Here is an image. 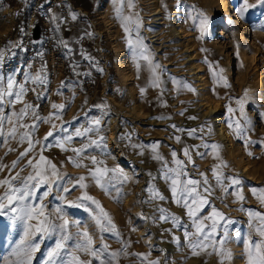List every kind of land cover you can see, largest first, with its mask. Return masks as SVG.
Wrapping results in <instances>:
<instances>
[{"label":"rangeland","instance_id":"rangeland-1","mask_svg":"<svg viewBox=\"0 0 264 264\" xmlns=\"http://www.w3.org/2000/svg\"><path fill=\"white\" fill-rule=\"evenodd\" d=\"M40 1L0 0V50L4 52L0 76L5 81L9 76L14 77L16 90L20 84L26 89L19 102L4 107L13 123L5 121L0 130L3 132L0 164L8 166L0 170V180L17 173L21 179L33 174L28 161L31 159L35 164L41 154L56 165L59 178L52 177L49 171L52 191L43 203L45 212L51 214L55 223H63L58 219L60 215L69 221L67 232L73 235V240L68 242L69 251L78 239L76 233L87 230L95 249L108 246L102 259L112 252L119 253L112 264L151 261L221 264V256L217 254L221 245L217 243L215 250L211 246L221 240L223 248L232 253L231 260L225 259L224 264H247L244 250L249 233L254 239L259 238L255 228L250 227V223L259 221L250 217L249 211L264 213V204L253 195V189L257 192L264 189V7L257 0H248L257 6L249 8L241 18L238 12L241 0H226L234 23L222 25L217 0H132L133 7L128 6V0H123V4L120 0H100L105 57L111 73L105 80V88L99 89L101 92L94 93L86 85L89 95H80L64 80L65 54L50 40L39 41V45L38 39L32 40L35 26L38 38L40 29L42 33L39 21L38 26H33L35 19L42 16L33 18L32 29L28 30V18L32 14L37 16L36 6ZM54 2L50 0L51 4ZM154 13L158 15L153 16ZM203 17L207 18L206 27L201 25ZM156 18L162 20L161 26L155 25ZM47 43L59 52L63 61L57 74ZM253 45L259 48L263 59L254 53ZM36 76L44 82L30 78ZM237 101L243 105V115ZM28 104L33 106L35 115L29 109L22 120H17L13 113H19ZM52 104L65 107L57 111ZM229 107L232 112L228 111ZM51 113L59 118L53 116L50 123L36 119L37 115L46 118ZM95 120L100 121L99 125L93 123ZM237 121L244 128L243 136H237ZM33 124L36 128L31 130L30 138L35 147L27 156L20 157L28 148L27 139L20 142V135ZM13 126L17 129L15 137L8 135ZM88 128L93 130L85 132ZM49 131L54 135L45 140ZM77 131L83 135H75ZM69 135L71 140L65 141ZM58 141L66 150L58 146ZM42 145L47 147L42 149ZM212 145L219 147L214 150ZM185 148L191 162L184 154ZM73 149L83 151L78 155ZM173 152L175 159L184 161L183 171L187 175H181L182 181L202 182L205 177L208 180L207 185L198 188L202 192L208 187L211 192V195L204 193L210 203L200 215H209L215 207L224 217V220L217 217L221 227L214 241L205 242L209 247L196 250H201V258L193 255L184 235L185 230L195 232L192 220L174 202L171 179L165 178L166 174L175 178V173L168 171L177 168ZM157 154L163 159H154ZM17 160L12 168V162ZM97 168L109 170L101 179L103 188L90 175ZM213 168L224 177L223 186L217 183ZM81 176L85 177L86 188L77 183ZM228 177L240 179L241 184L231 185ZM47 187L42 186L37 194ZM64 187L70 191L64 192ZM153 190L165 199L154 198ZM4 191L0 187V195ZM236 192L242 193L244 199L233 194ZM84 193L99 201L115 225V233L100 230L95 221L100 209L91 201L81 200ZM57 207L61 213L55 211ZM160 209L179 217L184 227L174 226L171 219L161 220ZM204 223L210 225L212 221ZM21 235L19 225L0 217V264L15 259L10 254ZM58 238L59 234L45 238L34 254L33 264H43L46 252L55 246ZM76 255L99 264L85 252Z\"/></svg>","mask_w":264,"mask_h":264},{"label":"snow or ice","instance_id":"snow-or-ice-1","mask_svg":"<svg viewBox=\"0 0 264 264\" xmlns=\"http://www.w3.org/2000/svg\"><path fill=\"white\" fill-rule=\"evenodd\" d=\"M120 3L123 4V0H120ZM257 4L264 7V0H257ZM128 6L133 7L132 0H128ZM257 5L249 4L248 0H241L238 12L241 18H244L245 12L249 8H255ZM119 12V9H117ZM203 16V14H201ZM72 18H76V14L73 13ZM55 19V17H53ZM130 19V17L125 18ZM201 25L206 27L207 25V18L203 17L201 19ZM125 31H128L127 27ZM131 41L129 44L131 46ZM147 59V57H143ZM4 59V52L0 50V62ZM156 67H159L158 65ZM154 71V69H153ZM29 77H26L28 79ZM33 81H39L43 83L44 81L40 76L30 77ZM17 82L14 77L9 76L5 81L3 76H0V130L3 129L5 121L8 123H13L12 117L7 116L4 112L5 105H13L16 102H19L23 95L26 92V89L23 84L19 85L18 90ZM143 91V89L141 90ZM11 98V99H6ZM237 103L241 104V114L243 115V105L240 101ZM65 105L63 104H52V108L56 109L57 111L64 109ZM97 107H102L97 105ZM29 109H33V106L28 104L25 105L23 109L20 110L19 113H13L16 116L17 120H22ZM229 112H232L233 109L229 107ZM33 114L35 115V110L33 109ZM53 116H56V113L49 114L48 117L42 118L40 116H36L37 120H42L44 123H50ZM56 118H59L56 116ZM247 120V117H245ZM95 125H99L100 121L95 120L93 121ZM232 125L230 124L229 127ZM21 127L29 128L28 125H21ZM36 125L33 124L30 127L29 131H25L20 135V142H24L27 139L28 148L25 149L24 152L20 153V157L27 156L28 153L35 147L33 141L31 140V130H34ZM53 128L55 125L53 124ZM92 128H88L85 132L92 131ZM236 130L237 136H243L244 128L241 124L237 121L236 122ZM16 127L13 126L10 131L8 132L9 136L15 137L16 135ZM194 131V130H193ZM193 132H189V135H192ZM0 135H3V132L0 131ZM54 133L49 131L47 136H45V140L49 137H53ZM75 135L80 136L83 135L80 131H77ZM71 135L65 138V141L71 140ZM103 139V138H101ZM179 140V137H177ZM35 143L39 144L40 141H36ZM58 146L64 149V145L62 142L58 141ZM93 144L96 141H92ZM47 147V145H42V149ZM155 150L156 145L152 146ZM207 147V145H205ZM219 146L212 145V148L215 150ZM66 150V149H64ZM73 151L77 152L79 155L83 149H73ZM185 156H188L189 162H191V156L189 155L188 149L185 148L184 150ZM174 158V163L177 165L176 169H169V172L175 173V178L169 177L167 174L165 176L166 179H171V192L174 202L183 207L186 210L187 216L192 220L193 227L195 228L194 233H190L185 230V238L188 239V247L192 249L193 255H199L197 249H201L202 251L209 247L206 244V241H214V237L217 234L218 227L221 225L217 221V217L220 220H224L223 214L218 212L215 207H212V211L207 216H201L200 213L203 212L206 206H209V199L207 198L204 193H208L211 195L210 188L204 187L203 191H198L203 185L208 184V180L205 177L204 180L201 182L199 180L194 179H187L181 180V175H187L183 171L184 161L175 159L176 153H172ZM154 159L160 160L163 159L158 154L153 157ZM19 160V158H18ZM17 161H13L11 167H16ZM93 163H96L95 158H93ZM28 165L34 169L33 174H29L24 178H20L19 173L16 176H12L10 178L6 177L5 179L0 180V187L5 188V191L2 195H0V217H7L12 225H19L22 229V235L20 240L16 243V246L12 249L11 257H15V259H8L5 260V264H33V257L34 254L40 250L41 243L45 240V238H51L55 234H59V238L55 241V246L48 250L45 254L43 259V264H92V260H82L76 252H85L91 257L95 258L99 261V264H112V260L116 259L119 255L118 252H112L108 254L107 258L102 259L101 257L107 252V245H102L100 249H95L93 247V240L92 237L89 235L88 231L85 230L83 232H77L74 248L72 251H69L68 242L73 240V235L67 232V228L69 225V221L64 219L63 215H60L58 219L63 220V223H55L51 218L50 213L45 212L46 205L43 203V200L51 193L52 185L49 179V171L52 177H58L59 174L57 172L56 165L53 164L50 160L47 159L43 154L40 155L39 160L33 164V161L30 159L28 161ZM77 166H80L77 164ZM226 167V165H224ZM6 165L0 164V170H3ZM108 169H100L97 168L95 171L90 172L92 178L96 181L98 185L102 188L104 187L101 184V179L103 176L108 172ZM112 171H116L113 169ZM213 175L217 180L218 184L222 185V181L224 177L221 173L217 171L216 168H213ZM203 175V174H201ZM231 181V185H240L241 181L238 178H231L228 177ZM85 177H79L77 183H79L81 188H86L87 185L83 183ZM19 181V183H15ZM48 185L46 190H44L39 195L38 190L44 186ZM223 186V185H222ZM107 190V189H105ZM64 192H69L70 190L67 187L63 188ZM225 191L227 189L225 188ZM154 192V198H159L160 200H164L165 197L160 195L158 192ZM236 195L240 200L244 199V196L240 192L233 193ZM253 195H256L257 198L260 200L262 204H264V189H260L257 192L256 189H253ZM59 199L63 200V197H59ZM81 200H88L91 201L93 204L96 205L97 208L100 209L99 214L95 216V221L97 226L100 228L101 231H109V232H116L115 225L112 223L111 218L109 217L108 213L100 207L99 201H96L91 196H88L87 193L80 198ZM75 207H80V204H75L74 202H69ZM57 213H61V209L57 207L55 209ZM162 213L159 217L161 220L167 221L168 219L172 220V223L176 227H184L180 223L179 217L175 216L174 214H167L166 210L160 209ZM249 216L255 220H258V224H251L250 227L255 228V232L258 239H254L252 234L249 233L248 240L245 243V250L244 255L247 260V264H264V213L249 211ZM205 220H211L212 223L210 225H206L204 223ZM35 221V223H32ZM106 221V224H105ZM231 221H225V223H230ZM78 226V225H77ZM226 233V229H225ZM117 235H119L117 233ZM195 236L196 239H192ZM174 240L178 243V238H174ZM220 244L221 248L217 250V254L221 256V264H224V260H231L232 253L230 250L223 248L224 241H215L211 246L216 249V244ZM143 255V254H138ZM144 259H147L145 256ZM149 264H159L158 261H151Z\"/></svg>","mask_w":264,"mask_h":264},{"label":"crops","instance_id":"crops-1","mask_svg":"<svg viewBox=\"0 0 264 264\" xmlns=\"http://www.w3.org/2000/svg\"><path fill=\"white\" fill-rule=\"evenodd\" d=\"M100 0H41L37 8V16L28 18V30H31L33 18L44 17L49 25L50 40L66 57L67 76L64 78L67 86L78 94H88L85 86H91L94 93L105 88V80L110 74V63L107 55L106 39L102 19L99 16ZM73 13L76 18L73 19ZM55 17V19H53ZM38 26V18L33 26ZM41 35L37 40L42 42ZM46 40V39H45ZM37 45V46H38ZM72 84V85H71ZM92 91V92H93ZM101 92V91H100Z\"/></svg>","mask_w":264,"mask_h":264},{"label":"bare ground","instance_id":"bare-ground-1","mask_svg":"<svg viewBox=\"0 0 264 264\" xmlns=\"http://www.w3.org/2000/svg\"><path fill=\"white\" fill-rule=\"evenodd\" d=\"M218 1V14L220 15V17H222V19H221V22H222V25H226L227 24V22H230V23H234L233 21H232V18L230 17V13H229V11H228V4H227V2H226V0H217ZM105 8V7H104ZM159 12V11H158ZM156 15H158V13H154V15L153 16H156ZM154 21L156 22V26H161L163 23H162V20L161 19H159V18H156V19H154ZM176 31V30H175ZM159 35V34H158ZM157 36V35H156ZM154 37V36H153ZM254 40V39H253ZM254 46V45H253ZM253 49H254V53L255 54H258V55H260V58L262 57V54H261V52H260V50H259V48L257 47V46H254L253 47ZM261 59H263V57L261 58ZM216 121H218V120H216ZM200 156L201 155H198L197 157H199L200 158ZM198 158V159H199ZM205 216V215H204ZM200 252H199V256H198V258H201V250H199ZM211 255H213V254H211L210 253V257H213V256H211Z\"/></svg>","mask_w":264,"mask_h":264},{"label":"built area","instance_id":"built-area-1","mask_svg":"<svg viewBox=\"0 0 264 264\" xmlns=\"http://www.w3.org/2000/svg\"><path fill=\"white\" fill-rule=\"evenodd\" d=\"M38 21H39L40 27L42 28L41 35L44 39H47L48 35H49L48 23L44 17H40L38 19ZM47 44H48V47H50L49 50H50V52H52V55L54 56V60H55L54 74H57V73L61 72L62 65H63L61 55L59 54V52H57L55 49H53V47L50 45V43H47ZM28 48H29V46H28Z\"/></svg>","mask_w":264,"mask_h":264},{"label":"water","instance_id":"water-1","mask_svg":"<svg viewBox=\"0 0 264 264\" xmlns=\"http://www.w3.org/2000/svg\"><path fill=\"white\" fill-rule=\"evenodd\" d=\"M31 37L32 40H37L38 39V27H34L31 32Z\"/></svg>","mask_w":264,"mask_h":264}]
</instances>
